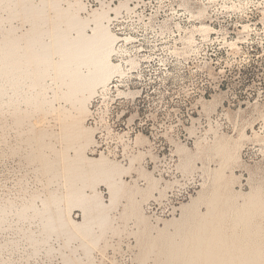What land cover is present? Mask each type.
<instances>
[{
    "label": "rangeland",
    "instance_id": "1",
    "mask_svg": "<svg viewBox=\"0 0 264 264\" xmlns=\"http://www.w3.org/2000/svg\"><path fill=\"white\" fill-rule=\"evenodd\" d=\"M83 3L88 9L99 5ZM128 5L130 16L119 19V34L130 40L119 45L123 59L134 65H123V76L92 101L85 124L94 130L95 144L86 154L103 153L123 167L133 160L123 176L127 189L144 190L148 175L164 190L161 197L157 192L147 199L137 196L151 237L167 223V232H174L173 222L191 212L181 207L199 192L207 195L221 167L227 192L238 204L254 189L264 198V0H131ZM201 10L205 14L197 17ZM201 24L210 28L203 36L194 32ZM189 32L194 33L187 46ZM15 136L8 130L0 142V202L42 191L26 153L10 151ZM219 143L235 149L238 160L224 164L216 151ZM97 189L106 200L105 188ZM118 203L111 216L119 233L106 234L90 262L81 264H140L145 238L123 214V194ZM206 209L204 203L197 208L201 214ZM72 216L79 220L77 212ZM261 217L254 224L264 234ZM0 233V244L12 239V232ZM19 246L1 252L0 264H61L57 253L47 256L42 249L32 257ZM154 259L150 256L148 264Z\"/></svg>",
    "mask_w": 264,
    "mask_h": 264
},
{
    "label": "bare ground",
    "instance_id": "2",
    "mask_svg": "<svg viewBox=\"0 0 264 264\" xmlns=\"http://www.w3.org/2000/svg\"><path fill=\"white\" fill-rule=\"evenodd\" d=\"M97 1L96 8L88 9L83 0H0V142L13 130L16 144L10 151L26 153L42 184L41 192L0 202V232H12L0 253L21 245L32 257L44 249L47 256L59 254L61 264L89 263L105 235L119 233L111 213L123 194V214L134 219L145 238L140 264H148L152 255L154 264H264V234L254 224L264 217L259 189L238 204L227 192L229 181L221 167L211 191L199 192L181 207L191 212L172 221L174 232H167L166 222L151 237L137 196L147 199L157 192L161 197L164 190L148 175L144 190L127 189L123 176L133 160L123 167L103 153L96 158L86 154L95 144L94 130L85 124L92 101L113 78L123 76V65H134L123 59L124 50L116 47L109 27L110 16L130 10L131 0ZM209 31L201 24L194 32L203 36ZM119 56L121 62L115 63ZM223 143L216 151L222 152L224 164L236 162V150ZM98 186L105 188L106 200ZM202 203L207 207L203 214L197 210Z\"/></svg>",
    "mask_w": 264,
    "mask_h": 264
},
{
    "label": "built area",
    "instance_id": "3",
    "mask_svg": "<svg viewBox=\"0 0 264 264\" xmlns=\"http://www.w3.org/2000/svg\"><path fill=\"white\" fill-rule=\"evenodd\" d=\"M126 16H130L129 10L128 11L123 10V11L118 12L117 14H112L110 16L109 27H110V30L113 32V34L117 38V41H116V47L117 48H119V44L126 43L130 40L128 37L122 38L121 34H119V19H122ZM119 39H120V41H119ZM125 39H128V41H126Z\"/></svg>",
    "mask_w": 264,
    "mask_h": 264
}]
</instances>
